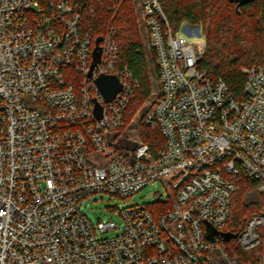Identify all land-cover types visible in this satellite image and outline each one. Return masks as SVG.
<instances>
[{
	"label": "built area",
	"instance_id": "2783aa9c",
	"mask_svg": "<svg viewBox=\"0 0 264 264\" xmlns=\"http://www.w3.org/2000/svg\"><path fill=\"white\" fill-rule=\"evenodd\" d=\"M138 5L160 90L127 122L139 81L118 66L111 35L92 70L96 45L70 0L49 16L40 0H0V264H264V209L235 238L222 235L240 176L264 196V65L243 69L237 100L201 67L200 26L174 32L159 0ZM102 75L122 85L110 102ZM137 126L161 132L158 156ZM157 182L171 190L165 201L113 207L97 225L82 211L92 195L129 201Z\"/></svg>",
	"mask_w": 264,
	"mask_h": 264
},
{
	"label": "trees",
	"instance_id": "16d2710c",
	"mask_svg": "<svg viewBox=\"0 0 264 264\" xmlns=\"http://www.w3.org/2000/svg\"><path fill=\"white\" fill-rule=\"evenodd\" d=\"M61 0H40L43 14L52 15ZM82 14V30L89 33L96 45L108 36L118 46V66L128 67L139 86L131 97L126 111L127 122L138 112L144 115L150 107L146 101L153 93L149 65L154 63L160 90V68L156 51L149 57L139 35L135 0H70ZM174 32L184 23L200 26L206 49L201 67L213 79H222L237 100H244L247 76L245 66L264 65V0L242 6L229 0H159ZM144 142L150 145L155 156L165 148V140L158 129L143 128ZM237 191L232 198L230 220L226 233L238 235L249 219L264 209V196L259 184L242 175L237 181ZM259 247L249 251L252 255ZM238 251V247L236 248ZM240 255V252L238 253ZM241 260V259H240Z\"/></svg>",
	"mask_w": 264,
	"mask_h": 264
},
{
	"label": "rangeland",
	"instance_id": "374dc122",
	"mask_svg": "<svg viewBox=\"0 0 264 264\" xmlns=\"http://www.w3.org/2000/svg\"><path fill=\"white\" fill-rule=\"evenodd\" d=\"M135 7H136L139 35L141 37V41L149 57H151L152 53L150 54V51H152V48L149 45V37L142 21V15H141L140 7L138 5V0H135ZM185 26L192 27V25L185 23L182 26V31ZM185 36L188 40H192L194 38V36H188L187 34H185ZM245 67L242 68V71ZM149 70L151 75V81L153 83V93L151 98H149L145 103V106L147 107H151L152 104H154L159 94L158 75L155 72V66L152 61L149 65ZM142 130H143L142 127L137 126L138 135L142 133ZM160 194H163L162 200L165 201L168 198V196L171 195V190L167 186L163 185L161 182H157L144 188L129 201H120L117 197H113L105 193H99L85 199L81 205L82 206L81 208L82 211L85 213V215L92 222V224L97 225L99 221L107 220L109 217H113V213L110 212V209L113 207L124 208L127 206H136V205H153L156 199L160 196ZM262 233L264 235V230L262 231ZM100 236L111 237L114 236V234L113 233L102 234ZM227 246L230 249L231 253L238 254V251L236 249L238 247V243L236 240H231L230 242L227 243Z\"/></svg>",
	"mask_w": 264,
	"mask_h": 264
},
{
	"label": "water",
	"instance_id": "95a60500",
	"mask_svg": "<svg viewBox=\"0 0 264 264\" xmlns=\"http://www.w3.org/2000/svg\"><path fill=\"white\" fill-rule=\"evenodd\" d=\"M255 1L256 0H229L230 3L236 4L237 10H239V8L242 6L248 5L250 3H254ZM101 41L102 39H98L96 42V47L93 52L94 59H93V64H92V70L101 60V53H102V48L100 46ZM91 72L89 73L90 77L92 75ZM96 84H97L100 94L103 96V98L107 102L112 101L117 95V93L122 90V85L119 79L114 75H102L96 79ZM94 112L97 118H101L102 107L98 103L96 104ZM209 232L211 236L215 233V231L211 229L209 230ZM222 235L226 241L232 238H235L237 236V235H232L229 233H223Z\"/></svg>",
	"mask_w": 264,
	"mask_h": 264
}]
</instances>
